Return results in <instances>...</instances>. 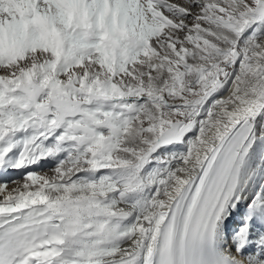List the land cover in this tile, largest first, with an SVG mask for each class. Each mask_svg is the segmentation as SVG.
I'll list each match as a JSON object with an SVG mask.
<instances>
[{"label":"snow or ice","instance_id":"obj_1","mask_svg":"<svg viewBox=\"0 0 264 264\" xmlns=\"http://www.w3.org/2000/svg\"><path fill=\"white\" fill-rule=\"evenodd\" d=\"M0 264H264V0H0Z\"/></svg>","mask_w":264,"mask_h":264}]
</instances>
